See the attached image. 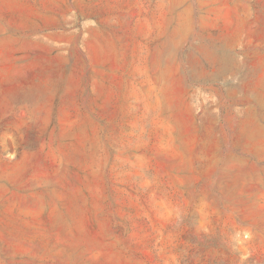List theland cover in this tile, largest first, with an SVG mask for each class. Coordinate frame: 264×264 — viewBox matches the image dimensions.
<instances>
[{
  "label": "rangeland",
  "instance_id": "374dc122",
  "mask_svg": "<svg viewBox=\"0 0 264 264\" xmlns=\"http://www.w3.org/2000/svg\"><path fill=\"white\" fill-rule=\"evenodd\" d=\"M0 264H264V0H0Z\"/></svg>",
  "mask_w": 264,
  "mask_h": 264
}]
</instances>
